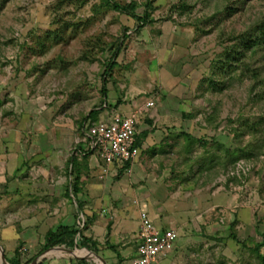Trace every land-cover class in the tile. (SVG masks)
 Here are the masks:
<instances>
[{"label": "rangeland", "instance_id": "rangeland-1", "mask_svg": "<svg viewBox=\"0 0 264 264\" xmlns=\"http://www.w3.org/2000/svg\"><path fill=\"white\" fill-rule=\"evenodd\" d=\"M106 1L0 0V134L13 129L29 148L34 136L56 137L50 154L62 157L61 170L47 175L52 181L65 176L71 154L85 171L82 211L70 195L44 198L38 165L34 178L18 174L20 197L0 200L7 262L77 259L44 250L47 231L68 224L93 235L99 224L101 235L110 232L128 218L125 198L136 194L155 221L186 240L185 263L261 264L264 41L255 26L264 0H149L151 20L140 27ZM136 1L142 13L147 0ZM255 39L262 42L253 53L246 44ZM141 97L157 110L141 129V153L101 177L100 159L77 154L79 125L92 111L105 112V103L128 107Z\"/></svg>", "mask_w": 264, "mask_h": 264}, {"label": "crops", "instance_id": "crops-1", "mask_svg": "<svg viewBox=\"0 0 264 264\" xmlns=\"http://www.w3.org/2000/svg\"><path fill=\"white\" fill-rule=\"evenodd\" d=\"M145 100L146 98L141 97L140 100L138 99L137 104H135L132 101L131 106H130V104L128 103L127 104L128 107H122L121 105L118 107H115L113 103H105L103 106L106 109L105 112H102V113L97 112L95 118H92V120L104 119L108 117L114 111L128 113L132 111L134 107L139 106L142 103H144ZM107 108L109 109V111ZM156 111L154 108L149 110V112L145 114V116L142 118V121L138 125V138H139V145H140V153H141L142 147L144 146V141H142L140 137V134H141L140 132H143L141 131V129L146 122L150 121V118L154 116V113H156ZM98 116H100V118ZM1 123H0V132H2L1 129L4 127ZM79 128H80V135L78 139H75V142H76L75 146L77 147L76 150L78 151L77 154L81 155L82 157L86 155L94 156V154L90 152L88 149V143L86 141V136L83 132L84 126L82 127L81 123L79 125ZM4 132L5 131H3V133L0 134V185H2V188L0 189V191H2V195H0L2 196L0 199L1 201L4 202V198L8 196L10 198L12 196L11 199L15 198L16 196L20 197L18 195L15 196V193L18 192L17 189H20V185L22 184L21 175L20 176L18 175L19 173L22 172L21 174H23L22 175L23 177L26 176L28 173L29 174L31 173L33 175L32 178H34L35 174L37 175V177L43 175L44 184H43L42 190L44 191L43 196H45L44 197L45 199L52 200L54 198H57V196L66 197L70 195L73 198V201L76 206H78L76 198L84 204L85 199L82 195L81 187L84 184L83 175L85 171L83 169H80L79 167L80 165L78 164L79 159L75 157V155L71 154L70 158L68 159L70 163V167L68 168V170H66L67 167L63 168L64 170H62L65 176L60 175L57 179H55V181H52L47 176L48 174L50 175L53 173H57L59 172L58 170H61V167L56 168V166H58V162H59L58 158H62V157L59 156L56 158L55 155L51 156L50 154L53 152V149L57 147L55 142L56 141L58 142V139L56 137L54 138V140L51 137V135L49 136L45 134H40L37 137L34 136L33 138L31 137L32 138L31 143L27 140L28 143H30L31 145V147L29 148L28 145L27 147L22 146V143L24 140L21 139L22 137H19L18 134L13 131V129L9 130V132L7 133H4ZM53 161L54 163H56V165H54V168L51 166L53 165L52 164ZM35 165H38V171H35L36 169ZM73 165H74V174L75 176L78 177V181L76 184V189L78 192L76 194V198L73 196V194L70 191L71 173H72ZM33 171L37 173L34 174ZM66 173H69V176H70L69 177L70 182L68 183L60 180L62 177L66 178ZM93 186H94L93 184H90L89 188H87L86 191L88 190L90 193H91V190L94 191L95 188ZM46 190L48 191L47 193L45 192ZM90 195L92 196V194ZM94 197H97V196H92V198ZM136 197L137 195L133 194L132 196H127L125 198L126 200H128L127 206H128L130 215H128V218L126 219L119 218V224L118 223L114 224L113 227H111L110 232L107 230V231H104V234L101 235L102 227L99 224H94V226L92 227L93 235L89 234L86 236L96 243L98 252L89 250L86 247H82L83 249L86 250L87 253L85 254L82 253L81 256L77 255L80 258H77L75 260L84 259L93 264H133V259H135L136 257V235L139 231L140 224H139V217H138L139 206L133 205L132 201L134 199H137L138 201L142 202L141 199L139 200ZM155 222L160 227H169L161 223L160 221L156 220ZM64 226L73 227L68 224H65ZM56 228L57 227L51 228L49 230H54ZM179 240L180 238H178L174 249L158 257L155 264H193V262L185 263V260L183 257V254H185V251L183 250L182 243L186 242V240L184 241H179ZM85 250H81L80 252H85ZM96 255L101 256L105 262L99 259L98 257H96ZM73 260L74 259L71 258L67 264H71V261ZM51 264H59V263L52 262Z\"/></svg>", "mask_w": 264, "mask_h": 264}, {"label": "built area", "instance_id": "built-area-1", "mask_svg": "<svg viewBox=\"0 0 264 264\" xmlns=\"http://www.w3.org/2000/svg\"><path fill=\"white\" fill-rule=\"evenodd\" d=\"M153 107V99L146 98L144 103L128 113L112 112L104 119L88 120L84 123L83 132L88 149L103 164L101 177L112 172L115 167H122L127 162L131 164L138 158V125ZM132 204L139 206L140 224L133 264H155L158 257L174 249L179 233L172 226L160 227L149 214L146 205L137 199ZM84 221L83 219V225Z\"/></svg>", "mask_w": 264, "mask_h": 264}, {"label": "trees", "instance_id": "trees-1", "mask_svg": "<svg viewBox=\"0 0 264 264\" xmlns=\"http://www.w3.org/2000/svg\"><path fill=\"white\" fill-rule=\"evenodd\" d=\"M106 3L110 5L114 10L119 11L121 13L127 14L131 16L133 19H135L139 23V27L143 26L150 22V9L151 3L149 0H147L146 4L144 5V10L142 13H139L137 11L138 9V2L136 0H132L129 3H118L113 0H107ZM255 30L257 31V39L259 36H263L261 40L264 41V17L260 20H258L257 25L255 26ZM127 34L124 33V37H126ZM255 40H249V42L246 44V48L251 50L253 53L255 52L256 46H258L262 41ZM120 52V47L117 48V53ZM113 63H110L109 66H113ZM106 82V81H105ZM103 93L106 94L105 87L103 86ZM94 112V113H93ZM98 111H92L88 117H86L83 121H81L82 127L83 124L88 121L89 119L92 120V118H95ZM73 162V161H72ZM74 164V163H73ZM130 166V163H125L122 167H120L119 172L124 171ZM78 181V177L74 174V165L72 166V173H71V193L76 198L77 189L76 184ZM78 207L83 210L84 204L79 201L77 198ZM85 215V221L83 228H86L88 226V223L90 222V217ZM64 244L68 247H86L89 250L98 252L97 245L95 242H93L89 237H87L82 230L75 229L74 227L64 226L60 225L54 230H49L45 235V243H44V250H47L49 248H52L56 245ZM13 264H20L17 259H12V261H9ZM71 264H93L91 262H88L84 259L79 260H73L71 261ZM261 264H264V255H261Z\"/></svg>", "mask_w": 264, "mask_h": 264}, {"label": "water", "instance_id": "water-1", "mask_svg": "<svg viewBox=\"0 0 264 264\" xmlns=\"http://www.w3.org/2000/svg\"><path fill=\"white\" fill-rule=\"evenodd\" d=\"M0 249H1V256H0V258H1L2 263H3V264H9V263L7 262V260H6V258H5V255H4V252H3V249H2L1 246H0ZM53 249L61 250V251H66V252H69L70 254H72V255H73L74 257H76V258H80L79 256H77V255L75 254V249H70V248L63 247V246H55V247H53ZM96 257H98L99 259H101L102 261H104L103 258H102L101 256L96 255ZM104 262H105V261H104ZM32 264H36V262L34 261Z\"/></svg>", "mask_w": 264, "mask_h": 264}, {"label": "bare ground", "instance_id": "bare-ground-1", "mask_svg": "<svg viewBox=\"0 0 264 264\" xmlns=\"http://www.w3.org/2000/svg\"><path fill=\"white\" fill-rule=\"evenodd\" d=\"M51 252H52V251H51ZM82 253L85 254V252H80V251H79V252H77V251L75 252L76 255H81ZM86 253H87V252H86ZM61 254H62V253H61Z\"/></svg>", "mask_w": 264, "mask_h": 264}]
</instances>
